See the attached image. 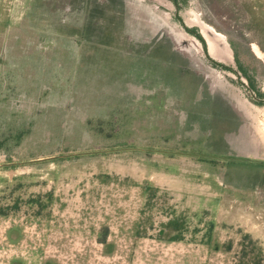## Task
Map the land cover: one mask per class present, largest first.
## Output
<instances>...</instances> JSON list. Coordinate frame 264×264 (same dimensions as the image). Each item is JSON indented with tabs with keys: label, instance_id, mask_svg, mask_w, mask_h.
I'll list each match as a JSON object with an SVG mask.
<instances>
[{
	"label": "rangeland",
	"instance_id": "obj_1",
	"mask_svg": "<svg viewBox=\"0 0 264 264\" xmlns=\"http://www.w3.org/2000/svg\"><path fill=\"white\" fill-rule=\"evenodd\" d=\"M262 98L264 0H0V264H264Z\"/></svg>",
	"mask_w": 264,
	"mask_h": 264
},
{
	"label": "crops",
	"instance_id": "obj_2",
	"mask_svg": "<svg viewBox=\"0 0 264 264\" xmlns=\"http://www.w3.org/2000/svg\"><path fill=\"white\" fill-rule=\"evenodd\" d=\"M192 70H193V72H192L193 76H191L192 77V84H194L193 85L194 89L195 90L197 89L196 92L200 91L201 93H204L205 98L208 97L209 99L216 100L217 102L221 101V103L219 102V104L223 108L225 106V111H226V113L229 114L228 119H235L234 116H241V113L247 114V116H248V113H247L248 110H247L246 106L241 105V103L238 101H229V99L226 98L227 96L223 93L224 89L220 88V85H221L220 81L221 80L218 81V83H217L218 86L214 87L213 85L209 84V82L206 79V76H204V78L202 79V76H201L199 71L197 72L194 69H192ZM194 80H197V82ZM189 83H190V81H189ZM229 84H231V83H229ZM193 97H194V95H193ZM213 107H215V106L213 105ZM224 130H226V127L224 128ZM243 158H246V157H243ZM250 159H253V158H250ZM255 160L261 161V160H264V157L259 156V157H256Z\"/></svg>",
	"mask_w": 264,
	"mask_h": 264
},
{
	"label": "flooded vegetation",
	"instance_id": "obj_3",
	"mask_svg": "<svg viewBox=\"0 0 264 264\" xmlns=\"http://www.w3.org/2000/svg\"><path fill=\"white\" fill-rule=\"evenodd\" d=\"M257 102L260 103V104H263L264 103V98L258 99ZM236 159H241V160H245L246 159V160H251V161L255 160V159H250V158L249 159H247V158H236ZM255 161H259V160H255ZM259 162H263L264 163V160H261Z\"/></svg>",
	"mask_w": 264,
	"mask_h": 264
},
{
	"label": "trees",
	"instance_id": "obj_4",
	"mask_svg": "<svg viewBox=\"0 0 264 264\" xmlns=\"http://www.w3.org/2000/svg\"><path fill=\"white\" fill-rule=\"evenodd\" d=\"M201 40V38H199ZM256 264H258V261H256Z\"/></svg>",
	"mask_w": 264,
	"mask_h": 264
}]
</instances>
